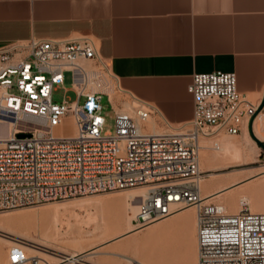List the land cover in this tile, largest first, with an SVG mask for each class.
Segmentation results:
<instances>
[{
  "label": "built area",
  "instance_id": "2783aa9c",
  "mask_svg": "<svg viewBox=\"0 0 264 264\" xmlns=\"http://www.w3.org/2000/svg\"><path fill=\"white\" fill-rule=\"evenodd\" d=\"M66 71L73 74L77 97L56 101L54 90L64 84ZM96 82L126 93L131 107L116 108L108 92L92 88ZM188 90L194 115L174 125L153 103L122 87L93 37L34 39L0 48V116L13 120L0 141V211L146 187L138 228L195 206L199 264H264V212L252 211L244 198L236 212L209 201L201 189L207 174L200 168L203 136L241 134L246 127L259 147L254 163L264 167V138L255 131L264 114L262 101L239 91L234 71L197 72ZM108 115L113 129L107 127ZM155 115L165 128L150 126ZM70 119L76 124L73 135ZM9 252V264H39V257L27 256L20 245Z\"/></svg>",
  "mask_w": 264,
  "mask_h": 264
},
{
  "label": "crops",
  "instance_id": "0c3cea01",
  "mask_svg": "<svg viewBox=\"0 0 264 264\" xmlns=\"http://www.w3.org/2000/svg\"><path fill=\"white\" fill-rule=\"evenodd\" d=\"M81 35L174 125L194 115L197 72L234 71L243 95L264 99V0H0V48Z\"/></svg>",
  "mask_w": 264,
  "mask_h": 264
},
{
  "label": "bare ground",
  "instance_id": "6f19581e",
  "mask_svg": "<svg viewBox=\"0 0 264 264\" xmlns=\"http://www.w3.org/2000/svg\"><path fill=\"white\" fill-rule=\"evenodd\" d=\"M84 63L90 67L89 62L84 61ZM92 88H100L108 92L112 99L114 97L115 90L109 82H96ZM123 107L124 109H129L131 103L126 100ZM3 121H6L7 124L5 126L3 124L2 130L0 127V141L7 137L13 125L12 119H0V122ZM69 122V128L73 135L76 131V124L73 119H70ZM150 126L154 130H160V124L155 119L150 121ZM255 131L260 138H264L263 114H260L255 121ZM241 135V141L224 136H218L213 141V144H208L205 140L203 141L200 157H202L204 163L214 165L209 166L208 169L218 170L213 175L221 173H230V175L217 177L218 180L216 181L215 178V182L214 180L211 181L212 179L205 180L204 178L201 181V189L209 200L221 198L232 212L239 211L241 199L243 198L248 200L252 211L264 212V199L261 198L262 195L261 197L258 195L259 182H252L261 179L260 183H264V167L252 164L257 159L259 147L250 135L247 127ZM231 167L234 168L231 169ZM249 182L252 183L238 189V187ZM236 188L238 190H235ZM146 191V187H133L120 194H96L94 196L71 198L60 202L51 201L41 205L38 209L25 207L20 208L18 212L0 214V264H9L10 252L8 250L10 248L6 250V244L11 246L20 245L29 256L37 255V253L45 254L46 256H40L39 262H42L41 264L97 263L93 261L92 256L94 253L102 251V253L108 252L109 256H101L98 264H119L120 260L116 257H122L127 264H177L178 258L173 256L175 252L172 254L171 245L169 246L172 243L170 241L168 244L167 241H169L171 234H174V232L172 233L173 230L179 233L181 229L187 236L185 243L188 242V244L194 247L196 257L194 253L190 252L194 256H191V258H196L195 262L197 261L198 263L196 207L187 206L167 217L138 228L136 227V213L141 197L146 194ZM115 203H117L116 208L119 206L118 211L114 208V213L116 212V214L111 213L114 216L109 217L110 220L108 219L107 222L104 221V225L102 226L104 227L103 230L112 228V232L110 230L111 233L109 232L108 236L107 233L105 235L108 237L107 240L100 246H97V244H87L86 240L90 239L91 234H88L87 230L86 232L83 231V222L90 225L93 220L95 221V217L97 216H90L93 215L91 214V210L99 207H110L109 205L111 204L115 207ZM81 211H91L89 212L88 220L83 221L80 218ZM94 213L96 214L95 211ZM109 215L106 214V216ZM73 218L75 221L72 220ZM192 219H194L195 225H192ZM177 226L181 228L178 231H176ZM194 226L195 228H192ZM175 235H172L174 236L173 239H175ZM186 236L183 238H186ZM65 237L71 238L73 246H76L77 249L69 251L67 249L69 247L67 246L68 244L66 245L63 242ZM97 239L95 237L94 240ZM112 241H115L114 245ZM163 244L167 245L166 248L163 247ZM42 246L52 248L53 252L43 249ZM107 248H115L117 250L118 248H124L126 251L122 253L124 250L119 252L113 249V252H109ZM28 262L30 261L21 264H28ZM191 262L189 261L188 263L192 264ZM30 264L32 263L30 262Z\"/></svg>",
  "mask_w": 264,
  "mask_h": 264
},
{
  "label": "rangeland",
  "instance_id": "374dc122",
  "mask_svg": "<svg viewBox=\"0 0 264 264\" xmlns=\"http://www.w3.org/2000/svg\"><path fill=\"white\" fill-rule=\"evenodd\" d=\"M86 62V61H85ZM87 62H89L90 63V65L91 66H93V65H95L94 64V61H87ZM72 83H73V74H72V72L71 71H66L65 72V80H64V84L63 85H60V86H58L55 90H54V100H56V101H62L64 98H69V99H71V100H74L76 97H77V95H76V93L72 90ZM115 97V98H114ZM114 97H113V100H112V102H113V105L117 108V106L118 107H122L123 106V104H124V102L126 101V100H129V97H128V95L126 94V93H124V92H122V91H120V90H118V89H115V91H114ZM253 101H255V99L254 98H251ZM82 100H83V98H82ZM103 102L105 103V105H106V111L107 112H110L111 111V104L108 102V100H107V98L105 97L104 99H103ZM122 104V106H120ZM0 119H3V120H8V119H11V118H4V117H1L0 116ZM152 119H155V118H152ZM157 119V118H156ZM155 119V120H156ZM156 121H159V123H160V125L163 123L160 119L159 120H156ZM3 124H4V126L7 124V122L6 121H3V122H0V127H1V130H2V128L4 127L3 126ZM113 125H114V118H113V116L112 117H110L109 115H108V117H107V127L109 128V129H113ZM160 127V129H163V128H165L164 126H163V124L161 125V126H159ZM162 127V128H161ZM0 130V131H1ZM214 136V137H213ZM218 136H224V137H226V138H232V139H236V140H238V141H241L242 140V135L241 134H228V133H225V132H221L220 134H218V133H215V134H211V135H208V136H203L202 138H201V140H200V145L202 144V143H204L203 141L205 140V142L206 143H208V144H213V141L218 137ZM251 136H252V138H255V136H254V134L253 133H251ZM235 137V138H234ZM241 138V139H240ZM209 140V141H208ZM200 150H202V145H201V148H200ZM200 156H201V154H200ZM252 164H254V165H256V166H259L257 163H252ZM211 167V166H214V165H212V164H207V163H204V161L202 160V157H200V168L202 169V170H204L205 172H206V176H205V180L207 179V180H210V179H212L211 181H213L215 178V180L217 181L218 180V178L219 177H221V176H228V175H230V173H221V174H219V175H213V173H216L218 170H213V169H208V167ZM234 167H231V169H233ZM230 169V168H229ZM226 171V170H225ZM222 174H225V175H222ZM218 177V178H217ZM215 180H214V182H215ZM260 181H261V179H257V180H254V181H252V182H259V185H258V189H259V196L261 197V195H262V199H264V183H260ZM252 182H249V183H247V184H244V185H242L241 187H238V189H240V188H242V187H244V186H246V185H248V184H251ZM261 184V185H260ZM261 187V188H260ZM237 188L235 189V190H238ZM262 189V191H260ZM126 190H128V189H124V190H117V191H108V192H98V193H93V194H85V195H79V196H75V197H71V198H77V197H86V196H94V195H96V194H107V193H111V194H116V193H123V192H125ZM202 193H203V190H202ZM203 195H204V193H203ZM71 198H67V199H63V200H54L53 202H60V201H64V200H68V199H71ZM221 198H214V199H210L209 201H215V202H220V203H223V204H225L223 201H222V199L220 200ZM49 202H51V201H49ZM48 202H46V203H43V204H47ZM43 204H40V205H35V207L34 206H26L27 208L29 207V208H39L41 205H43ZM226 205V204H225ZM110 207H103V208H94V209H92L91 211H81L80 212V218L84 221V220H88V218H89V212H91V214H93V215H90V216H92V217H94L95 215H97L96 217H95V221L93 220L91 223H90V225H87V223L85 222H83V227H84V230L83 231H85L86 232V230H87V232H88V234H91V237H90V239L89 240H86V242H87V244L89 243L90 245H93V244H97V246H100V245H102V244H104V242H105V240H107V236H108V234H110L111 232H112V228H110V229H107V230H103L104 229V227H102L103 225H104V221L105 222H107L108 221V219H109V217L111 218V216H114L115 214H116V212L114 213V208H116V206H117V203H115L114 204V206L115 207H113V204H111V205H109ZM250 206V205H249ZM20 208H25V207H19V208H15V209H11V210H7V211H0V214H4V213H10V212H18L19 210H20ZM106 208V209H105ZM118 208H119V206L116 208V210L118 211ZM102 209V210H101ZM97 210V211H96ZM229 210V209H228ZM94 211L96 212V214L94 213ZM107 211H109L110 212V215H109V212H107ZM230 211V210H229ZM107 212V213H106ZM232 212V211H231ZM111 213H113V214H111ZM106 214L107 215H109V216H106ZM103 215V216H102ZM105 216V217H104ZM101 217H103V218H101ZM107 218V219H106ZM72 220H74L75 221V219L73 218ZM103 220V221H102ZM110 220V219H109ZM194 219H192V221H193ZM193 223V224H192ZM191 224L192 225H195V223H194V221L192 222ZM174 224H176V223H174ZM137 227V226H136ZM176 227V226H175ZM175 227H174V229H175ZM178 228L176 229V231H178V229L180 228L179 226H177ZM192 228H195V226L194 227H192ZM181 229V228H180ZM99 230V231H98ZM110 230H111V232H110ZM114 230V229H113ZM173 230V229H172ZM108 231V232H107ZM180 231V230H179ZM182 231V232H181ZM181 231L179 232V233H176L175 232V230H173L172 231V233L174 232V234H176L175 236V239H173V237L174 236H172V235H174V234H171V237L169 238V241H167L168 242V244L170 243V241H171V243L172 244H169V246H170V249H171V253L173 254L174 252V254H173V256L174 257H176V258H178V260H177V264H187L189 261L191 262V260H193L191 263L192 264H198L199 263V260H198V263H197V261L195 262V259H193V258H191V256L192 257H194L196 254H195V250L193 249L194 247L193 246H191L190 244H188V242H186L185 243V241H186V239H187V236L184 234L185 232L181 229ZM98 232V233H97ZM110 232V233H109ZM77 233V232H76ZM95 233H97V234H95ZM106 233H107V236H105L106 235ZM74 234V233H73ZM180 234V235H179ZM97 235V236H96ZM100 236H102L101 238H100ZM186 236V238H183V237H185ZM95 237H96V239L97 240H94L95 239ZM92 238V239H91ZM185 239V240H184ZM64 241L63 242H65V244L67 245V246H69L67 249L69 250V251H73L74 249H77V247L76 246H73V243H72V241H71V238H68V237H65L64 239H63ZM66 240V241H65ZM90 240H94V241H90ZM114 240V239H113ZM174 240V241H173ZM177 240V241H176ZM70 241V242H69ZM90 241V242H89ZM85 242V243H86ZM112 242H114L113 243V245L115 244V241H112ZM175 243V244H174ZM165 244H166V242H165ZM165 244H163L164 246V248H166V246L167 245H165ZM197 245H198V243H197ZM11 247V245H8V244H6V246H5V249L6 250H8V248H10ZM189 247V248H188ZM42 248L43 249H46V250H49V251H51V252H53L52 250V248H49V247H46V246H42ZM48 248V249H47ZM168 249H169V247H167ZM190 248H192V249H190ZM107 249H109V252H113V249H115V248H107ZM110 249H112V250H110ZM189 249V250H188ZM100 250V249H99ZM124 250V251H123ZM190 250H192V251H190ZM194 250V251H193ZM197 250H198V246H197ZM9 251V250H8ZM25 251V250H24ZM114 251H119V252H121V251H123L122 253H125V249L123 248V249H119L118 248V250L117 249H115ZM46 252V251H45ZM103 252V251H102ZM102 252H97V253H94V255L92 256V259H93V261L94 262H97V263H91V264H98V262H99V259L101 258V256H109V253L108 252H104V253H102ZM190 252H192V253H194V256L193 255H191L192 253H190ZM26 253V252H25ZM26 255H27V253H26ZM46 256L45 254H43V253H37V256L39 257V260L41 259L40 258V256ZM97 255V256H96ZM27 256H29V255H27ZM196 257V256H195ZM49 258H52V257H49ZM116 258H118V260H120V262H119V264H127V262L122 258V257H116ZM31 262V261H30ZM30 262H28V264H30ZM83 262H85V261H83ZM194 262V263H193ZM32 263V262H31ZM42 262H39V264H41ZM86 263H89V262H86ZM33 264V263H32ZM90 264V263H89ZM188 264H190V263H188Z\"/></svg>",
  "mask_w": 264,
  "mask_h": 264
},
{
  "label": "water",
  "instance_id": "95a60500",
  "mask_svg": "<svg viewBox=\"0 0 264 264\" xmlns=\"http://www.w3.org/2000/svg\"><path fill=\"white\" fill-rule=\"evenodd\" d=\"M263 106H264V99H263V101L261 102V105H260L259 108L261 109V108H263ZM19 136H24V134H23V133H20Z\"/></svg>",
  "mask_w": 264,
  "mask_h": 264
}]
</instances>
